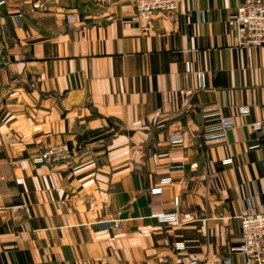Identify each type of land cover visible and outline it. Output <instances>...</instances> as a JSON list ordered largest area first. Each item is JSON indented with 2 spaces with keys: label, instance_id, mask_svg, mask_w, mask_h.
Segmentation results:
<instances>
[{
  "label": "crops",
  "instance_id": "crops-1",
  "mask_svg": "<svg viewBox=\"0 0 264 264\" xmlns=\"http://www.w3.org/2000/svg\"><path fill=\"white\" fill-rule=\"evenodd\" d=\"M247 1L184 0L144 27L136 0H0V264L231 255L239 216L264 212V47L228 24ZM220 114L236 125L209 142ZM59 143L70 161H33Z\"/></svg>",
  "mask_w": 264,
  "mask_h": 264
},
{
  "label": "built area",
  "instance_id": "built-area-1",
  "mask_svg": "<svg viewBox=\"0 0 264 264\" xmlns=\"http://www.w3.org/2000/svg\"><path fill=\"white\" fill-rule=\"evenodd\" d=\"M184 0H136L138 15L132 21L148 27L156 11L173 13L177 11ZM229 26L233 27L242 38V44L250 47H264V0L247 1L239 5L228 17ZM187 73H191L190 64H186ZM198 87H206L205 75L197 73ZM184 95H191L192 91L182 92ZM218 126L213 132L205 135L209 142H226L228 133L236 125L233 116L219 115ZM264 129V118L260 123ZM183 139L181 134L171 136V141L179 142ZM74 153L66 143H59L48 147H42L40 152L32 157L38 164H54L70 161ZM230 162V160H228ZM183 164L172 165V168H182ZM172 183V178L166 177L159 181V185L151 190L152 194H160L167 185ZM179 204V199H176ZM162 223L172 225L182 224L177 213H157L153 215ZM185 219L190 220L191 214L186 213ZM241 224L240 244L232 248L231 255L224 258L219 264H264V212L255 209H248L239 216ZM121 220H115L114 226L120 227ZM184 247L178 245L179 249ZM233 253H239L242 258L236 259ZM189 264H201L197 259H191Z\"/></svg>",
  "mask_w": 264,
  "mask_h": 264
}]
</instances>
